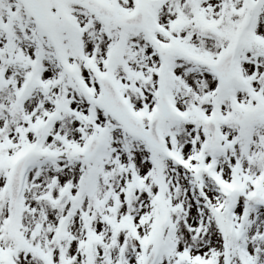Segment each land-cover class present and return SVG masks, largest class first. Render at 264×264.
<instances>
[{
    "label": "snow or ice",
    "instance_id": "snow-or-ice-1",
    "mask_svg": "<svg viewBox=\"0 0 264 264\" xmlns=\"http://www.w3.org/2000/svg\"><path fill=\"white\" fill-rule=\"evenodd\" d=\"M0 264H264V0H0Z\"/></svg>",
    "mask_w": 264,
    "mask_h": 264
}]
</instances>
